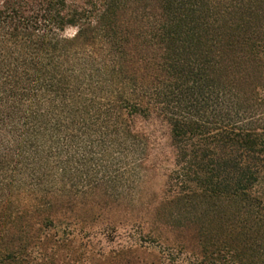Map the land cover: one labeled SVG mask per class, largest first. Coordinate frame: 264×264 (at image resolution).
Listing matches in <instances>:
<instances>
[{"label":"trees","instance_id":"trees-1","mask_svg":"<svg viewBox=\"0 0 264 264\" xmlns=\"http://www.w3.org/2000/svg\"><path fill=\"white\" fill-rule=\"evenodd\" d=\"M0 264H264V0H0Z\"/></svg>","mask_w":264,"mask_h":264},{"label":"rangeland","instance_id":"rangeland-1","mask_svg":"<svg viewBox=\"0 0 264 264\" xmlns=\"http://www.w3.org/2000/svg\"><path fill=\"white\" fill-rule=\"evenodd\" d=\"M74 33V29H68L66 31L67 35H72ZM138 124L149 134L152 135L153 140L155 141V152L157 158L162 159V155L165 154L167 157H170V149L168 148V129L166 124L162 121L160 117L155 115H151L146 119H139ZM164 166H159L156 169L148 170L144 177L143 183L141 185V189L147 195L149 194H157L163 184L164 177L162 175L164 171ZM127 238L124 236H120L117 240L121 242L125 241ZM146 247L148 243H143ZM153 249L152 247H150ZM157 250V248H156Z\"/></svg>","mask_w":264,"mask_h":264}]
</instances>
